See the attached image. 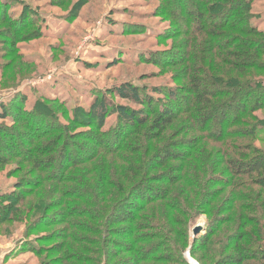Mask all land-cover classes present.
<instances>
[{"label":"rangeland","instance_id":"rangeland-1","mask_svg":"<svg viewBox=\"0 0 264 264\" xmlns=\"http://www.w3.org/2000/svg\"><path fill=\"white\" fill-rule=\"evenodd\" d=\"M200 1L0 0V101L20 107L16 118L0 119L7 132L15 133L13 140L0 131V264H88L65 259V254L90 256L83 248L94 246L102 233L108 238L107 264L126 260L135 264L132 250L118 253L114 243L118 236L103 231L119 199L130 197L137 186L152 193L150 185L158 198L146 204L134 193L130 202L135 196L143 199L138 220L115 226L134 224L139 229L134 235L148 239L137 246L147 245L146 249L151 243L170 245L169 241L182 248L171 253L168 246L144 264H234L238 248L264 249V196L257 198L262 209L256 219L260 231L242 225L239 214L227 210L232 191L240 186L242 192V182L256 181L233 176L227 161L258 151L264 154V105L242 114L229 113L223 142L208 138L211 125L205 130L189 113L179 111L195 98L188 80L198 66L179 59L194 54L197 34L187 30L195 26L189 15ZM243 1L246 20L264 31V0ZM78 2L85 5L75 16ZM221 10H204V23L238 17ZM224 30L232 35L230 27ZM251 37L264 40V35ZM260 59L264 61V55ZM200 64L204 70L196 74L203 77L208 62ZM215 77L213 81L228 82ZM243 80L263 84L264 70ZM125 83L137 86L144 95H153L155 88L175 92L174 98H166L176 113L173 122L156 129L155 116L148 114L150 120L136 135L119 123L116 114L107 117L103 126L77 115L79 105L87 107L97 98H105L109 110L118 105L146 109L147 105L114 93ZM257 84H253L255 95ZM252 129L257 135L245 136ZM157 134L158 138H151ZM163 147L173 148L181 157L150 167L158 162L154 154ZM146 157L152 161L141 173ZM197 180L203 182L201 187L188 185ZM255 189L264 194V184ZM181 206L188 214L181 212ZM198 224L204 229L195 238ZM207 225L213 229L201 248L202 238L210 232ZM242 227L252 231L257 242L239 241ZM181 230L183 240L177 234ZM123 239L135 244L130 234ZM171 254L176 261L161 260ZM246 264H264V254Z\"/></svg>","mask_w":264,"mask_h":264},{"label":"trees","instance_id":"trees-1","mask_svg":"<svg viewBox=\"0 0 264 264\" xmlns=\"http://www.w3.org/2000/svg\"><path fill=\"white\" fill-rule=\"evenodd\" d=\"M209 1L211 3L210 5ZM84 5L85 3L83 2H78L75 4L73 10L75 16H77ZM196 7L197 10L193 11L191 15H189V17L194 18L195 26L192 28L189 27L187 30L191 33V35L197 34V37H194L192 44L194 54H189V56L185 59H179V61L187 62V64L193 62L194 65L198 66L197 69H193V72L195 73H193V75H191L188 80L190 82L189 89L194 91L195 98L189 100V103L184 108H182L183 110L179 111L189 113L191 119L198 120L199 124L204 129L206 126L211 125L213 130L210 133L208 132V138L213 141L223 142L226 138L222 134L223 125L226 123L229 113L235 112L236 114L238 112V114H242L247 110H258L264 105V83L262 84L261 81H258L259 79L250 82L248 81L246 83L242 82L244 81L243 79H246L248 76L252 74L257 75V72L264 70V61L260 59V56L264 55V40H257L256 37H251L255 35L263 36L264 31L259 30L248 19L246 20V3L243 0H202L199 3H196ZM215 8L218 10L222 8L221 11L224 12L223 14L229 10V17H234L236 14L238 17L241 15L239 18L243 19H238L237 17L236 19L234 18V20H230L227 17V19L224 21H219V23L207 26V24L204 23V10L211 11ZM244 21L246 22L245 25L243 24ZM226 27L231 28L232 35H230V33H224L226 32V30H224ZM199 34H201V36ZM235 35L237 36L235 37ZM239 37L240 39L238 40ZM203 60L208 62V64L207 69L205 70V76L200 77L197 74L202 73V70H204L201 68L200 64L203 62ZM215 76L219 80L227 78L228 82L218 80V82L213 81ZM257 82V89L259 90H257L255 95V91H253V84ZM222 84H225V86ZM215 86L217 89L214 88ZM247 92H249V99L242 100L244 99V95L247 94ZM114 93H117L121 98L129 100L133 103L141 104L143 106L147 105V108L142 109V107L139 109H133L126 105H118L112 110H109L106 99L97 98L87 107L79 105L77 109V115L86 117V119L89 121L97 120L98 125L103 126L107 117L116 114L121 119L119 123L126 126L128 130H131V132L136 135L142 133L146 123L150 120L148 114L155 116V128L160 130L168 127L174 120L176 113L168 105L169 100L166 99L169 96L174 98L176 95V93L171 91V89L165 91L161 88H155V96L154 94L144 95L140 92L137 86L131 83H125L117 87L114 90ZM10 102L11 101L7 100L0 101V119L6 120L11 117L16 118V110H19L20 107ZM7 130L9 131L8 126L1 123L0 131L4 133L5 137L13 139V137H15V133L11 132V129L10 132H7ZM147 134H149V132ZM244 134L245 136L252 137L257 135V130L252 129L251 131H246ZM151 138H158V134L152 135ZM12 142L14 145L18 141L16 140V142ZM175 147L177 148V146ZM12 150H15V148H12ZM225 154L229 155L228 153ZM154 155L158 162L156 164H151L152 160H148L146 157L143 159L142 164L139 167V172H146V168L149 167L148 165L150 164V167L155 169L160 163H165L167 160L176 161L181 157L179 153L173 151V148L167 147L160 148ZM227 164L230 167L231 174L236 176V178L247 176L249 180H252V178L253 180H256L249 184L242 182L241 187L244 190L242 192L239 191L238 187L240 186L237 188L234 187L236 189L232 191L233 196L231 199V204L227 210H229L231 213L237 212L242 225L250 224L251 226H254L253 230L255 232L262 230L263 228H260V224L258 221H256V219L259 218L258 213H262V209L257 201V198L263 197L264 194L261 192V190L257 191L255 186H261L264 184V154L260 151L254 152L251 157L242 156L238 160H228ZM161 179L162 178L159 180L161 181ZM145 182H142L141 184ZM188 185L192 187H201L203 182L200 183V180H197L190 182ZM150 188L149 191L152 193L145 194L144 190H139L142 189V186H137L135 188L137 190L133 189L132 195L130 197L125 200L119 199L110 214L111 220H107L105 231H103L104 233H113L118 236L116 238L119 239H115L114 241L117 246L118 253L132 250V253L135 255V257H133L135 264H144V261H147L150 258L155 260V258H158L156 254L168 246H171L169 247L171 253L180 252L182 248H178L179 246L177 247L174 241H169L170 245H166V243H155V245H153V243H151V246L147 247L150 250L147 251V245L145 247L137 246L143 244V242H148V239H145V237L137 234L134 235V232L139 230L138 227H135L134 224H124L120 225L119 227L115 226L116 223L124 221L133 223L135 220H138L140 214L139 211H141L143 208V201H145L146 204H150L155 201V198H158L156 193L157 190H155L154 193L153 189L155 188L151 185ZM134 193L135 195L138 193L139 197L144 198V200H140L137 198L138 196H135V202H130V199L132 196H134ZM252 194H254V196H252ZM180 208L182 213L188 214L189 210H187V208H183L182 206ZM206 228L209 229L210 232H208L205 237L202 238L200 243L201 248H203V245L209 240V235H211L213 229L212 228L210 230V225H207ZM180 232L181 233L177 231V234H179L183 240V237H185V232L183 230ZM237 233L239 236H237L239 241L246 238L249 241L254 240L257 242L252 231L246 232L244 227H242ZM128 234L132 235L133 240L135 241V244L132 246H130V244H128L123 239L128 237ZM102 239H104V243L101 242ZM107 240V236H103L102 233L100 239H95L94 246L86 249L83 248L85 251L89 252L88 254H91L90 256L68 252L65 254V256L67 255L65 259L69 258L76 262L86 261L88 264H107L105 259L106 248H104ZM200 245H198L196 248H198ZM173 248H176V250H173ZM259 248L260 247H256L252 251L246 250L243 247L238 248L239 253L237 254L239 255H237V258H234L232 261L234 264H246V260L248 261L250 259H256L259 255L264 254V249L261 250ZM165 256L167 257H163L161 259L164 263L176 261L174 259L175 256L173 255V257L172 254ZM117 264L134 263L130 260H126L118 262Z\"/></svg>","mask_w":264,"mask_h":264},{"label":"water","instance_id":"water-1","mask_svg":"<svg viewBox=\"0 0 264 264\" xmlns=\"http://www.w3.org/2000/svg\"><path fill=\"white\" fill-rule=\"evenodd\" d=\"M204 229V225L198 224L195 226L194 228V235L195 238L199 235V233H201ZM191 264H197L195 261H191Z\"/></svg>","mask_w":264,"mask_h":264}]
</instances>
